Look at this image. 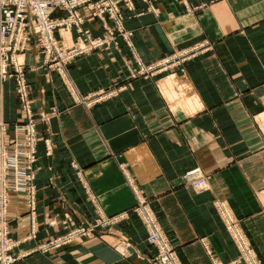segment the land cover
Masks as SVG:
<instances>
[{"label":"crops","instance_id":"obj_1","mask_svg":"<svg viewBox=\"0 0 264 264\" xmlns=\"http://www.w3.org/2000/svg\"><path fill=\"white\" fill-rule=\"evenodd\" d=\"M134 1L140 13L130 14L126 25L145 61L197 41L213 48L185 72L133 79L110 99L87 105L31 44L25 63L34 109L61 111L39 125L36 215L24 193L9 197L15 252L23 256L99 216L129 214L14 264H158L145 226L131 211L137 196L130 184L150 201L183 264H214L215 258L237 264L238 249L213 206L216 196L229 202L264 264V0H152L151 10ZM85 25L98 33L92 21ZM127 56L128 48L112 45L83 55L68 67L70 82L81 95L121 86ZM2 105L8 145L13 126L26 117L12 79L4 84ZM195 167L211 179L202 194L181 179ZM31 232L36 236L28 238ZM121 240L129 243L125 253Z\"/></svg>","mask_w":264,"mask_h":264},{"label":"built area","instance_id":"obj_2","mask_svg":"<svg viewBox=\"0 0 264 264\" xmlns=\"http://www.w3.org/2000/svg\"><path fill=\"white\" fill-rule=\"evenodd\" d=\"M91 2L93 0H0V182H4L3 187L0 188V254L3 255L0 264H11L14 260V257L9 254L15 242L10 241L8 237L9 228L6 218L8 191L24 190L29 194V205L32 207V212H35L36 186L33 182V165L37 158V137L35 136L34 123L30 125L27 131L16 133V141L12 147H8L2 140V133L5 131L1 116L2 84L8 79L10 64L16 63L17 66H20L24 63L15 60L13 56L25 53L33 42L38 49L42 48L46 51L48 60L53 58L50 60L55 61L57 65L59 64L61 71H65L67 62L76 56L88 49L99 47L102 39H94L90 44L67 50L61 47L63 40L56 36V30H59L60 35L63 36L62 34H65L70 27L77 26L80 28L79 26L84 20L81 9L86 6L93 7ZM102 5L105 6V9H109L114 16L120 17L118 16L120 8L117 4L102 0ZM58 7L69 12V16L52 17V12ZM205 47L207 46L205 45ZM196 52L194 49L180 56L174 55L172 58L160 62L159 66L173 65L181 59L184 61ZM17 83L19 95L24 101V107L30 113L29 87L22 74L17 76ZM9 173L13 174V179L7 178ZM185 178L198 193H203L209 188L208 178L201 174L198 169L185 175ZM217 205L226 228L241 252L243 261L247 264H261L249 239L227 203L218 201ZM141 215L147 225L149 240L160 247L163 263L179 264L175 254L173 252L168 253L172 247L146 203ZM63 242L65 241L57 240V242L47 245L46 248Z\"/></svg>","mask_w":264,"mask_h":264},{"label":"rangeland","instance_id":"obj_3","mask_svg":"<svg viewBox=\"0 0 264 264\" xmlns=\"http://www.w3.org/2000/svg\"><path fill=\"white\" fill-rule=\"evenodd\" d=\"M108 1L110 3H114V4H117L119 6L120 9H119L118 16H120V17L114 16L109 9H105V6L102 5V0H93V2L90 3L93 5V7L92 6H86V7L81 9V13L83 15L84 20H83L81 26H79L80 28L75 26V27H70V29L66 30L65 33L67 35V38H69V39L71 38L70 39L71 41L67 40V42H66L65 40H63V36H66L65 34H62L63 36H61V37H58L56 35L58 38L63 40V42H61V47H63L64 49H67V50L74 49L76 47H79L80 45L83 46L85 44H90L91 42H93L94 39L95 40L96 39H102L103 40L99 47L93 48L91 50L88 49L85 52H83L80 55L73 58L72 60H70L69 62H67V64L65 65L66 66L65 71H63V70L61 71L59 69L60 68L59 64L57 65V63L55 61L50 60L53 58H50L48 60L47 53L44 49H42V48L39 49L40 53L43 56V59L45 60V63L47 64V67H49L50 69H52L58 73V75L61 77V79L66 82V84L68 85V88L73 89V92H75V94H76L77 100H79L82 103H85L87 105H91L93 103L108 100L117 94L116 91L120 92L122 90L127 89L129 82H131L133 79H136L139 77L149 78L151 76H155V75L164 73L166 71H170L174 68H179V70L181 72H185L186 71V65L190 61L197 58L200 53L207 52L213 48L212 44H209L207 47H205V42H206L205 40L204 41H197V42H194L192 44L178 48L175 51H173L172 53L165 55V56H162L160 58H157L154 61L147 62L141 57L137 48H135V45H134L135 43H134V38H133L134 33L126 25V22L128 21L130 14L132 15V14L140 13V12H138V8L136 6L135 1L134 0H108ZM143 1H145L149 4L147 9L151 10L152 9V0H143ZM57 9L63 10L64 14L61 16H54V12ZM67 16H69V12H67L62 7H58L52 12V17H54V18H61V17H67ZM88 21L93 22L94 27H97L98 33H96V34L94 33L95 28L93 30V28L87 27L85 25ZM68 42H70V43H68ZM111 45L115 46L116 48H119L120 46H122V47L128 48V50L130 51V56L129 57L127 56L125 61H124V69H125L126 74H127V78H126L127 82H125V84H122L121 86H117V87H114L112 89L110 88L111 90H107V89L105 90L104 89L103 92H99V93L95 92V93H91L88 95L78 94L77 90L75 89L74 86H72V83L70 82V77L68 74V67L71 65L72 62H74L76 59L82 57L83 55H86L92 51L98 50L104 46H111ZM199 48H202V49L199 50ZM194 49H196V51H197L196 54L190 55L188 57V59L186 58V60H184V61L181 59L173 65H169L166 67L159 66V63L164 61L165 59L172 58V56H174V55L180 56L182 54H186L190 50H194ZM28 50H26L25 53ZM25 53L15 54L13 56L15 60L23 61L24 63L20 66H17L16 63L10 64L9 76H8V79L5 81V82H7L11 79L14 81L16 95L18 97V100L20 101V105H21L22 109L24 110V112L26 114L24 121L17 123L13 126V132H14L13 141L11 144H8V147H12L14 145V142L16 141V137H17L16 133L27 131L32 123L35 124V130H36L35 136L37 137L36 146L38 147V143L42 137L41 133H40L39 125L41 123H48L51 118L59 115L60 111H61L57 106H52L46 110L41 109L39 111H36L34 109V106H33L34 100L32 97L31 85H30V82L28 81L27 76H26V71H27L28 65L25 63V61H26L25 60ZM56 65H57V67H56ZM21 74L26 79V82H27L28 87H29L28 100L31 102V104H30L31 112L30 113L24 107V103H23L24 101H23L21 95H19V91H18L17 76L21 75ZM5 82H3V84H2V103H3V88H4ZM3 108H4V106L2 105L1 106L2 123L5 125V131L2 133V136L4 138V136L7 135L9 130H10V126H8V123L4 120ZM46 116H49V117H46ZM48 140H49L48 138L45 139L46 144H47V142H50V140L49 141ZM47 146L52 148V146H50V145H47ZM37 152H38V150H37ZM36 155L38 158L37 153H36ZM37 158H36V160H37ZM36 160H35L34 165H33V176L35 174L34 170H35ZM196 169H198L201 172V174H203L206 178H208L209 188L206 191L210 190V188H211L210 176L201 167H195V168H192V169L184 172L181 176L182 182L185 185H188L195 193H198L191 186V183L185 178V175L193 172ZM7 178L13 179L14 176L12 173H9ZM33 182H34V180H33ZM3 185H4V182L1 181L0 182V188L3 187ZM130 185L133 188V190L137 196L136 197V204L133 206L131 211L139 217V219L141 220V222L145 226V229L147 231V241L156 250L155 255L153 257L154 262H156L158 264H165L162 261L161 253L159 250L160 247H158V245L152 243L149 240V236H148L149 232L147 229V225L145 224V221L141 215V212L144 209L145 203L148 205V208L153 213L157 223L159 224L161 230L163 231L166 238L168 239L170 246L172 247L171 251L169 250L168 253L171 254L173 252L175 254L179 264H183L180 257L177 255L176 250L174 249V246L172 245L167 233L165 232V230L162 227V225L160 224V221L158 220L156 214L154 213V210L152 209V207L150 205V201L140 193V191L137 189V187L135 185H133V184H130ZM11 192L24 193L26 200H27V207L29 209V212L31 213V215H32V213L34 215H36L35 213H37V207H38L37 191L35 192V198H36L35 212H32V207H31V205H29V202H30L29 194H27L24 190H9L8 191L9 197H10ZM200 194H202V193H200ZM218 201H224L227 203L232 214L237 218L242 230L244 231L247 238L249 239L251 247L254 248L253 250H255V253L257 254L258 260L260 261L261 264H263L258 252L256 251V249L253 245L252 240L250 239L248 233L245 231L244 227L241 224V219L237 216V214L234 212L233 208L231 207V205L229 204V202L225 198H223L221 196H216L214 198V201H213V206L215 208V211H216L218 217L221 219L225 230L229 233L228 229L225 226V222H224L223 218L221 217V214H220V211H219V208L217 205ZM128 214H129V212H121L119 214L111 216L110 218H105V219H103V217L99 216L98 218H96V220H95L96 222L94 224H88V225L83 224V225H76V226L74 225V227L72 229L68 230L66 233H64L62 235L53 236V237L49 238L48 240H46L45 242L39 244L37 247L29 248L27 250L28 251L27 253H24L23 256H20V254H17L15 252L17 240H14L10 235L11 227H10V221H9V198H8L7 215H6L7 222H8V228H9L8 237H9L10 241L15 242V245L11 248V251H9V254H11L14 257V260L11 264L16 263L18 261V259H20L21 257L27 256L31 252H36V251L49 252V251L57 249L61 246H64L66 244H69L70 242L74 241L80 235L89 234L90 232H96L97 230H102V229L106 230V229L110 228V226H112L113 223H116L117 221L125 219ZM229 235H230V233H229ZM35 236H36V233L31 232V234L28 236V238L29 237H35ZM231 238H232V236H231ZM57 240H62L65 242L58 244V245H54L52 247L46 248L47 245L51 244L52 242L55 243V242H57ZM232 241L234 242L233 238H232ZM123 242H125V241L121 240V243L119 242V244H122ZM127 244H129V243L126 242V244L123 243L122 246H119L120 250L124 253L127 252ZM234 244H235V242H234ZM236 247H237V245H236ZM237 249H238V247H237ZM238 252H239V256H238L237 260L234 261V263L247 264L245 261H243L242 256H241V252L239 251V249H238ZM1 257H3V255L1 256V254H0V261H1ZM213 262H214V264H223L217 258L213 259Z\"/></svg>","mask_w":264,"mask_h":264}]
</instances>
